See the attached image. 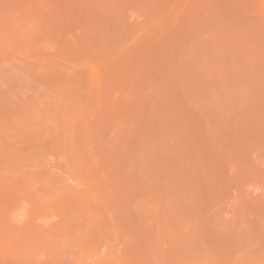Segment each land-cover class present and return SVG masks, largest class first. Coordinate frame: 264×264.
<instances>
[{"label":"rangeland","instance_id":"obj_1","mask_svg":"<svg viewBox=\"0 0 264 264\" xmlns=\"http://www.w3.org/2000/svg\"><path fill=\"white\" fill-rule=\"evenodd\" d=\"M176 154H246L197 195L264 248V0H0V264H162Z\"/></svg>","mask_w":264,"mask_h":264},{"label":"bare ground","instance_id":"obj_2","mask_svg":"<svg viewBox=\"0 0 264 264\" xmlns=\"http://www.w3.org/2000/svg\"><path fill=\"white\" fill-rule=\"evenodd\" d=\"M154 155V154H153ZM160 154H158V156H159ZM166 155V154H165ZM171 155V154H170ZM174 155V154H173ZM172 155V156H173ZM180 157H178V156ZM187 155H190V157L189 156H186L187 157V159H185L186 157H184L185 156V154L182 156V154L180 155V154H176V156L178 157H176L175 156V159L177 160L176 162L179 164H181L182 163V161H180L181 159H182V157H184V159H182V160H185L184 162L186 163V162H188V163H190L189 161V158L191 159L192 158V161L191 162H193V163H190L191 165H192V167L191 168H189L188 166L190 165H188V164H185V167H188L189 168V170H194V167H195V169H197V171H200V170H202L203 169V171H200L201 173H199V175H198V173L196 172V170H195V173L193 174V170H192V172L191 171H187L188 170V168L187 169H185V171H186V173H191V175H194V176H191L192 178L191 179H194V178H196L197 176L199 177V178H201L200 180H197V178L195 179V182L194 181H190L189 179H188V176H186V174L185 175H183L184 173L182 172V176H185L184 178H186V180H187V182L190 184V182H191V184L194 182L195 183V186L194 185H190V186H192V188H193V190H192V188H191V190H190V186L187 184V182H185L186 184H185V187L184 188H182L183 189V191L185 192H187L186 194H183V192L182 191H180L179 189H178V191H180V192H182V195L184 196V195H187V196H190L188 199H186V200H188V201H186V202H184V200H183V202H180L181 200L180 199H178L179 200V202L180 203H178V200H177V198H175V196L173 195V194H171V192H170V194H168L167 192H169L168 190H166L165 191V187L163 188V186H162V188H160L159 187V190L160 191H165V193L166 194H168V197L170 198V196H174V197H172V198H174V199H176L177 200V202L175 203V201L176 200H172L171 198V200H168V201H170V202H168L167 203V200H166V204H163V201L161 202H159V204L160 203H162V205H160V207L159 208H157L156 207V209H158L157 211H156V209L154 210V211H156V212H154V216H156V218H152V220H153V222H151V224H150V228H149V237H148V240H147V242L149 243V245H151L153 248H155V249H158V251L163 255V262H162V264H180L179 262H180V260L182 261V259H185V260H187V261H189V260H195V261H198V262H205V263H207V262H209V264H264V248H261V247H263V245H261V246H259L260 244H259V242H260V239H259V236L258 235H256L254 238L252 237V236H247V235H249V234H251V232L250 233H248V234H244V232H245V230H235V231H230L229 230V221L228 220H226L227 218H224L223 216V219H222V217H220V216H218L219 215V213H217V212H219V211H216V210H220V212H221V208L223 207L221 204V206L220 205H217V204H214L213 205V200H214V198L215 197H213V199H210V201L212 200V205L210 204V203H208V201H209V198L207 199H203L204 201L206 200V203H203L204 201L201 199V202L199 201L200 199V197H198V195L197 194H203L204 196L208 193H212L211 191H213V188H215L216 187V184L218 183L219 184V182L221 181L220 180V178H223L224 176H223V173L222 174H219V173H217V175H214V174H216V173H214L213 174V176L211 175V176H207V179H206V177H205V175H209V173H210V171H205L209 166H210V164L212 163H215L216 162V164L218 163L217 161H218V159H217V157L219 156V155H222V156H220L221 158L223 157V159H224V156L226 157L225 159H227V157H228V154H224V156H223V154H215V156H217V157H212V158H209L210 156H208L209 154H207V156L206 155H204V157L202 158L201 157V154L200 155H198V154H194V155H192L191 156V154H187ZM203 155V154H202ZM227 155V156H226ZM230 156L228 157V159H227V161L229 162H231V160H232V164H230L231 166H235V164L237 165V170L239 171V166L238 165H240V164H242V163H245L244 161V159H245V155H241L242 157H244L242 160H243V162H242V160H241V156L239 155V154H237V156L239 155L240 156V158L238 159L239 160V162H242V163H240L239 164V162H238V164L236 163L237 161L235 160V158L237 157H235V158H233L232 157V159H230V157H231V155L232 154H229ZM235 155V154H234ZM157 156V155H156ZM155 156V157H156ZM164 156V155H163ZM162 156V159L164 158ZM171 156V157H172ZM212 156V155H211ZM214 156V155H213ZM233 156V155H232ZM247 156H249V155H247ZM160 157V156H159ZM205 157H207V158H205ZM219 157V158H220ZM250 157H252V156H250ZM157 159H158V157H156ZM166 158V157H165ZM168 159H169V157H167ZM209 158V159H208ZM156 159V160H157ZM174 159V157L171 159V161L172 160H175ZM178 159H180V160H178ZM193 159L197 162L196 164H198L197 165V167L195 166V164H194V161H193ZM210 159H212V160H210ZM217 159V160H216ZM224 159V160H225ZM251 159H253V158H251ZM250 159V160H251ZM155 160V161H156ZM159 160V159H158ZM187 160H189V161H187ZM216 160V161H215ZM220 160V159H219ZM249 160V161H250ZM161 161V160H160ZM165 161H167V160H165ZM179 161V162H178ZM222 161V162H221ZM252 161V160H251ZM173 162V161H172ZM171 162V163H172ZM220 162L222 163L221 164V166H220ZM220 162L216 165L215 164V166H214V168L212 167V166H210V168H208L207 170H213L214 169V171H216L215 169H217L218 167L217 166H219V168L221 167V169H222V165H223V163L225 162H223V160H220ZM228 162H227V164H228ZM154 163H159V161H156V162H154ZM163 164H165L164 162H162ZM169 163V162H168ZM201 165H200V164ZM161 163H159V164H157V166H159ZM177 164V165H178ZM193 164H194V166H193ZM211 164V165H212ZM226 164V165H227ZM229 164L227 165L228 167H229V169H231L230 168V166H229ZM254 164V163H253ZM169 165V167L172 165V167L174 166L173 164H167V165H165L166 167ZM190 165V166H191ZM199 165H200V167H199ZM204 165H206L207 167H206V169H204L205 168V166ZM214 165V164H213ZM257 165V164H256ZM181 165H179V166H177L178 168V172L182 169V167L180 168V170H179V167H180ZM204 166V167H203ZM224 166V165H223ZM227 166H225L224 168L227 170L228 169V167ZM245 166V165H244ZM252 166V165H251ZM160 167V166H159ZM162 167V166H161ZM160 167V168H161ZM165 167V168H166ZM172 167H170V168H172ZM201 167H203V168H201ZM212 167V168H211ZM242 168H244L243 166H241ZM170 168H167V170H169ZM199 168H201V169H199ZM235 168V169H236ZM234 169V168H233ZM233 170V172H231V170H229L230 171V174L231 173H233V174H231L232 176L234 175V171H235V173H236V171L237 170ZM246 169V168H245ZM160 170V169H159ZM163 170H164V168L162 169V175H163ZM175 170V169H174ZM174 170H172L173 172H175ZM220 171V169H217V171ZM223 171H224V169H222ZM220 171V172H223V171ZM242 170V169H241ZM247 170H250V169H247ZM255 170V169H254ZM161 171V170H160ZM182 171H183V169H182ZM216 171V172H217ZM168 172H171V171H168ZM181 172V171H180ZM204 174H203V173ZM205 172L207 173V174H205ZM225 172V171H224ZM227 172V171H226ZM240 172V171H239ZM239 172H237L236 174H238ZM176 173V172H175ZM197 173V174H196ZM167 174H171V173H167ZM178 174V173H177ZM177 174H175V175H177ZM177 175V176H181V175ZM218 174L220 175V178H219V176H218ZM235 174V175H236ZM241 174V173H240ZM197 175V176H196ZM202 175V176H201ZM221 175L223 176V177H221ZM234 175V176H235ZM158 176H159V173H158ZM157 176V177H158ZM164 176V175H163ZM163 176H160V178H158L157 180H159V181H161V178L163 177ZM181 176V177H182ZM189 176V177H190ZM214 176H216L215 178H214ZM233 176V177H234ZM237 176V175H236ZM166 177V176H165ZM194 177V178H193ZM202 177H204V178H202ZM212 177V179H210ZM231 177V176H230ZM155 178V177H154ZM167 178V177H166ZM166 178H164L165 180H166ZM173 180L172 179H170L171 181H172V183H170V182H168L167 180V184L168 183H170L171 184V186H172V184H173V182H174V180H175V176H173ZM198 178V179H199ZM217 178H219V179H217ZM226 177H224V179H225ZM234 178H236V177H234ZM164 179H162V180H164ZM168 179V178H167ZM179 179V178H178ZM177 179V180H178ZM181 179H183V178H181ZM181 179H179V181H181ZM203 179V180H202ZM206 181H205V180ZM215 179H217L216 181H218V182H216V184L214 183L215 181ZM230 180H231V178H229ZM233 179V178H232ZM164 180V181H165ZM235 180V179H234ZM182 181H185V180H182ZM196 181H198V183L196 182ZM202 181H203V183L205 182V185L202 183ZM209 181V182H208ZM210 181H211V183H210ZM224 181V180H223ZM228 181V180H227ZM232 182H234V181H232ZM232 182L231 183H229V184H232ZM174 183H176V181L174 182ZM178 183V182H177ZM176 183V184H177ZM201 184V187H200V190H203L202 192L198 189L199 187V185L198 184ZM213 183H214V185H215V187H213V186H211V185H213ZM223 183H225L224 185H226V181L225 182H223ZM207 184H208V186L210 185V187H209V189H208V187H207ZM153 185H155V187L157 186H159V185H156L155 183L153 184ZM173 185H175V184H173ZM181 185V184H180ZM187 185L189 186V187H187ZM204 186V188H203V186ZM223 185V186H224ZM177 186V185H176ZM176 186H173L172 188H174V189H176ZM182 186V185H181ZM220 186V185H219ZM229 186V185H228ZM230 186H233V185H230ZM154 187V188H155ZM167 187V186H166ZM187 187V190L188 191H191V193H189L187 190H184L185 188ZM196 187H198V188H196ZM207 187V188H206ZM212 187V188H211ZM195 188H196V191H195ZM202 188V189H201ZM217 188H218V185H217V187L215 188L216 190H217ZM226 188V187H225ZM232 188V187H231ZM230 187L228 188L227 187V189L229 190V189H231ZM233 188H234V186H233ZM232 188V189H233ZM161 189H163V190H161ZM167 189H169V186H168V188ZM181 189V188H180ZM208 191H207V190ZM220 189V187L218 188V190ZM222 189V188H221ZM220 189V190H221ZM231 189V190H232ZM236 188H234L232 191H234ZM170 191H172L171 189H169ZM216 190H215V192H216ZM218 190H217V192L215 193L214 191V193H212V194H216L217 195V193H218ZM164 191H163V193H160L159 192V194H161V196H163L162 194H164L165 195V193H164ZM176 190H174V192H175ZM178 191H176V194H178L177 192ZM193 191H195V192H193ZM198 191V192H197ZM201 193H200V192ZM207 191V192H206ZM230 191V190H229ZM173 192V193H174ZM192 192H193V194H192ZM205 192H206V194H205ZM221 192V191H220ZM180 194V193H179ZM211 194V196H213ZM230 193H228V195H227V197L228 198H230V196L231 195H229ZM232 194V193H231ZM181 195V196H182ZM195 197L196 195V201H195V198L193 197V196ZM247 195V194H246ZM177 196H179V195H177ZM192 196V197H191ZM206 196H209V195H206ZM249 196H251L250 194H249ZM263 196H264V194H263ZM164 197V196H163ZM165 197H166V195H165ZM168 197H166L167 199H169ZM252 197V196H251ZM262 197V195L260 196V198ZM162 198V197H161ZM165 198V199H166ZM186 198V196H184V198L183 199H185ZM262 198H264V197H262ZM164 199V200H165ZM190 199V200H189ZM194 199V200H193ZM198 199V200H197ZM252 199V198H251ZM160 200V199H159ZM208 200V201H207ZM253 200V199H252ZM259 200V199H258ZM257 200V201H258ZM172 201H174L173 203H172ZM199 201V202H198ZM209 201V202H210ZM262 201H263V199H262ZM250 202H253V201H250ZM255 202V201H254ZM261 202V201H260ZM259 202V203H260ZM208 203V204H207ZM158 204V205H159ZM263 204V203H262ZM158 205H156V206H158ZM217 205V206H216ZM224 205H225V203H224ZM251 206H252V203H251ZM256 206H257V204H256ZM261 206V205H260ZM220 207V208H219ZM264 207V206H263ZM224 208H225V206H224ZM262 208V207H261ZM223 210H225V209H223ZM258 211V210H257ZM260 212L261 211H263L262 209L261 210H259ZM258 211V212H259ZM224 213H226L227 211H223ZM254 212H255V210H254ZM156 213L158 214V215H156ZM218 214V215H217ZM220 214H222V212L220 213ZM227 214H228V212H227ZM259 214V213H258ZM261 215H262V213H260ZM260 214L258 215L259 216V218H260ZM224 215V214H223ZM226 215V214H225ZM257 215V214H256ZM154 216H152V217H154ZM255 216V215H254ZM263 216V215H262ZM261 216V217H262ZM226 217H227V215H226ZM256 217V216H255ZM254 217V218H255ZM253 218V217H252ZM252 218H251V220H245L244 222H245V228H249V227H253L252 228V230L253 231H256V230H258V229H260L259 231H258V233L261 231V232H264V228H263V221H264V218H263V221H260V219L259 218H257L256 219V221L253 219V221H252ZM262 220V219H261ZM260 223H262L261 225H259ZM231 224V223H230ZM259 225V228L257 227ZM260 226H261V228H260ZM258 228V229H257ZM263 229V230H262ZM260 232V234L262 235V236H264L263 234L264 233H261ZM259 234V235H260ZM261 235H260V238H261ZM262 238H264V237H262ZM262 240V239H261ZM262 242H264V239H263V241ZM230 244V245H229ZM232 248H236L235 250H233ZM186 262V261H185ZM203 262V263H204Z\"/></svg>","mask_w":264,"mask_h":264}]
</instances>
